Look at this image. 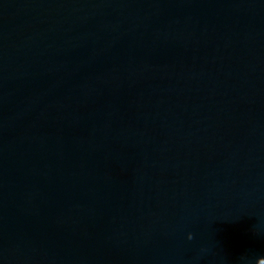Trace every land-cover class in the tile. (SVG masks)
<instances>
[{"label": "water", "instance_id": "obj_1", "mask_svg": "<svg viewBox=\"0 0 264 264\" xmlns=\"http://www.w3.org/2000/svg\"><path fill=\"white\" fill-rule=\"evenodd\" d=\"M0 264H264V0H0Z\"/></svg>", "mask_w": 264, "mask_h": 264}, {"label": "clouds", "instance_id": "obj_2", "mask_svg": "<svg viewBox=\"0 0 264 264\" xmlns=\"http://www.w3.org/2000/svg\"><path fill=\"white\" fill-rule=\"evenodd\" d=\"M192 237H191V235L189 236V239H191Z\"/></svg>", "mask_w": 264, "mask_h": 264}]
</instances>
